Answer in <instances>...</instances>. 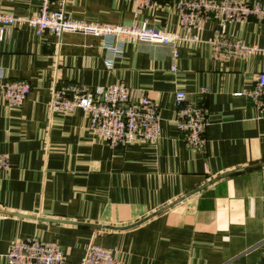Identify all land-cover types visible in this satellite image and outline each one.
<instances>
[{"label": "crops", "instance_id": "crops-1", "mask_svg": "<svg viewBox=\"0 0 264 264\" xmlns=\"http://www.w3.org/2000/svg\"><path fill=\"white\" fill-rule=\"evenodd\" d=\"M56 3V0H52ZM251 2L254 0H244ZM38 0H0V12L35 15ZM58 7L57 3L52 8ZM134 0H65L64 12L84 23L134 21L180 32L168 0L137 17ZM217 23L208 19L196 40L171 47L125 43L64 31L40 35L27 25L4 28L0 40V264L22 238L57 243L64 264H79L90 244L115 249L121 264H260L264 240V117L245 95L264 73V54L212 55ZM225 35L264 45V21L225 24ZM25 80L30 93L13 107L6 80ZM89 90L124 84L132 98L154 101L155 141L112 148L90 130L81 109L48 110L56 84ZM205 89L206 92H201ZM208 110L200 151L189 148L174 123V93Z\"/></svg>", "mask_w": 264, "mask_h": 264}, {"label": "built area", "instance_id": "built-area-1", "mask_svg": "<svg viewBox=\"0 0 264 264\" xmlns=\"http://www.w3.org/2000/svg\"><path fill=\"white\" fill-rule=\"evenodd\" d=\"M35 15H11L0 12V40L4 28L27 25L35 34L50 32L60 36L64 31L81 32L101 36L111 41L112 50L125 43H149L171 47L172 69L176 70L177 46L185 41L196 40L192 32L199 31L206 20L217 23L213 37L209 40L212 55L245 56L264 54V45L246 44L224 33L226 23L243 22L250 19L264 21V0H168L177 16L180 32H165L134 21L130 25L84 23L70 19L64 12L65 0H38ZM157 0H134L133 15L137 17ZM4 101L13 107L20 106L30 93L25 80H6L2 86ZM201 92H206L201 89ZM245 95L251 100L258 117H264V73L254 76L253 86ZM174 123L181 140L191 149L200 151L205 145V131L209 126L208 110L203 104L189 101L185 92L174 93ZM83 110L89 118V128L105 138L112 148L126 146L135 141H155L160 134V116L154 101L146 96L132 98L129 89L122 83L109 84L89 90L79 83L56 84L51 90L48 110L69 113ZM5 154L0 153V171L9 168ZM264 221V211L262 214ZM5 258L9 264H64L62 248L55 242L37 238H22L13 241ZM79 264H121L115 257V249L90 244ZM264 264V240L262 260Z\"/></svg>", "mask_w": 264, "mask_h": 264}]
</instances>
